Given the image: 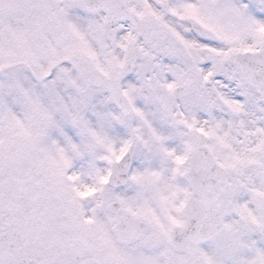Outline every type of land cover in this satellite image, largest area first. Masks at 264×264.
<instances>
[{
  "label": "snow or ice",
  "instance_id": "obj_1",
  "mask_svg": "<svg viewBox=\"0 0 264 264\" xmlns=\"http://www.w3.org/2000/svg\"><path fill=\"white\" fill-rule=\"evenodd\" d=\"M0 264H264V0H0Z\"/></svg>",
  "mask_w": 264,
  "mask_h": 264
}]
</instances>
